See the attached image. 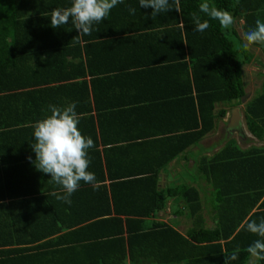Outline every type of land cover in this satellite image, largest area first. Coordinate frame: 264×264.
<instances>
[{
	"label": "trees",
	"instance_id": "1",
	"mask_svg": "<svg viewBox=\"0 0 264 264\" xmlns=\"http://www.w3.org/2000/svg\"><path fill=\"white\" fill-rule=\"evenodd\" d=\"M201 2L180 0L179 12L152 17L124 0L79 35L71 22L51 27V11L71 0H0V264H225L234 252L231 264H246L258 239L246 222L264 217V144L241 141L264 140V85L243 105L252 137L227 138L209 155L187 151L225 117L218 105L240 104L242 67L253 59L235 23L222 30L199 13ZM208 2L242 20L243 35L264 21V0ZM192 12L209 20L203 33ZM72 103L94 141L96 183L81 181L69 205L28 157L48 106ZM190 158L182 173L179 160ZM169 200L183 202L175 215L193 218L185 233L156 219Z\"/></svg>",
	"mask_w": 264,
	"mask_h": 264
},
{
	"label": "clouds",
	"instance_id": "2",
	"mask_svg": "<svg viewBox=\"0 0 264 264\" xmlns=\"http://www.w3.org/2000/svg\"><path fill=\"white\" fill-rule=\"evenodd\" d=\"M123 2L124 0H71L70 6L51 11V27L60 28L71 22L79 35H91L93 26L107 19L111 10ZM139 5L141 8H151L152 17L173 10L180 11V0H139ZM128 11L135 15L136 9L129 7ZM199 13L218 21L221 29L225 31L230 30L235 23L229 11L218 9L208 0L199 4ZM199 13H191L193 30L203 33L210 24L207 19L202 21ZM244 41L245 49L254 44L264 45V21L258 18L255 27L244 33ZM48 110L50 115L33 125L34 142L30 147L35 153V160L32 161L31 156L28 159L37 171L50 175V181L60 186L63 194L53 193L56 199L70 205L71 197L80 188L81 181L92 185L96 183L95 174L88 170L91 163L88 150L95 145L90 136H84L79 130L75 103L64 108L49 105ZM245 226L248 232L258 237L246 249V264H260L264 261V217L259 222L247 221ZM224 255L225 264H231V261L238 259L235 252Z\"/></svg>",
	"mask_w": 264,
	"mask_h": 264
},
{
	"label": "rangeland",
	"instance_id": "3",
	"mask_svg": "<svg viewBox=\"0 0 264 264\" xmlns=\"http://www.w3.org/2000/svg\"><path fill=\"white\" fill-rule=\"evenodd\" d=\"M241 24H242V20H236L235 21V28L238 31V33L240 34V36L244 39V35H243L242 29H241ZM248 49L253 54V59L250 63L245 64L242 67V79L244 81V86H245V95L242 96L240 104L237 105L240 109V112H241V122H242V127L246 133L245 134L246 137L250 136V134L245 127V123H244V119H243V105L247 101H249L252 97L257 95L262 90L263 85H264V53L260 48L254 47L252 45H250L248 47ZM220 107H226L227 114L230 117V112H231L232 107L224 104L223 106L218 105L217 109ZM227 114L225 116H227ZM229 117H227V120H226V117H225V120H224V118L223 119L216 118L215 128L211 131V133L206 135L205 140L201 143L202 144L201 146H203L204 148L203 147H197L198 149H200V153H203L206 150V147H208L213 142H215V144H217V145H219V147H221L224 140H226L227 137L228 138H234L238 141H240L244 137V136H241L237 131L229 133L228 136L226 135L227 124L229 123ZM207 137H209V138H207ZM241 144L247 147L250 144H256V140L251 139L247 143H242V141H241ZM212 147L210 149L211 152L209 151L208 153H206V155H209L210 153L215 151V149L213 150ZM186 161L187 162L184 164H186L187 167L191 166V161H188V160H186ZM180 170L182 173H184L186 171L183 164H181ZM164 183L162 180L160 185L164 186L165 185ZM200 183L203 186H205V189H209V185L207 187V184L204 180H201ZM196 187L199 189L201 198L203 200L205 197V191L202 190L197 185H196ZM173 201L174 200L168 201L167 207L164 210L158 212L156 219L165 221L169 224H173L182 233H185V231L189 227L192 226L193 218H187L184 214H180V213L175 215V213H176L175 209H180L182 207L181 205H183V202L182 201H176V200L174 202ZM203 203H204V201H203ZM202 214H203V218H204V224L206 226H211L212 220L210 219V214L208 213V209H203ZM175 223H177V224H175Z\"/></svg>",
	"mask_w": 264,
	"mask_h": 264
},
{
	"label": "crops",
	"instance_id": "4",
	"mask_svg": "<svg viewBox=\"0 0 264 264\" xmlns=\"http://www.w3.org/2000/svg\"><path fill=\"white\" fill-rule=\"evenodd\" d=\"M227 114V113H226ZM226 117V120H227V117H229V115L227 114V116H225ZM225 117H224V120H225ZM230 118V117H229ZM228 132V131H227ZM226 132V135L228 136V134H229V132L227 133ZM209 133H211V132H209ZM209 133H207L206 135H208ZM246 134V133H245ZM206 135L201 139V141L199 142V144L198 145H194V146H190L188 149L189 150H193V151H196V152H199L200 153V149H198L197 147H203V146H201L202 144V142L205 140V138H206ZM246 136V135H245ZM248 136V135H247ZM248 137H252L251 135L250 136H248ZM207 138H209V137H207ZM228 138V137H227ZM226 138V139H227ZM238 141V140H237ZM238 142H240V141H238ZM256 144L257 145H261V144H264V140H262V141H259V140H256ZM214 145V146H213ZM213 146V147H212ZM211 147H212V149L214 150H216L218 147H219V145H217V144H215V142H213V143H211L208 147H206V150H205V152H209L210 151V149H211ZM204 148V147H203ZM188 149H187V151H188ZM211 152V151H210ZM194 159H189L188 161H191V165L193 164V161ZM187 161L186 160H184V159H180L179 160V162L178 163H180V164H183V165H185L184 163H186ZM175 164H177V161L176 160H173L171 163H170V166H169V168H172V166L173 165H175ZM179 169V168H178ZM179 171V170H178ZM174 170H173V172L171 173V171L168 173V174H160V183L162 182V180H163V183L165 182V183H168L169 182V177L170 176H172L173 177V175H174ZM169 174H170V176H169ZM166 180V181H165ZM164 183V184H165ZM175 201V200H174Z\"/></svg>",
	"mask_w": 264,
	"mask_h": 264
},
{
	"label": "water",
	"instance_id": "5",
	"mask_svg": "<svg viewBox=\"0 0 264 264\" xmlns=\"http://www.w3.org/2000/svg\"><path fill=\"white\" fill-rule=\"evenodd\" d=\"M227 130L229 133L237 131L241 136L245 135L241 122V112L238 106L231 109Z\"/></svg>",
	"mask_w": 264,
	"mask_h": 264
}]
</instances>
